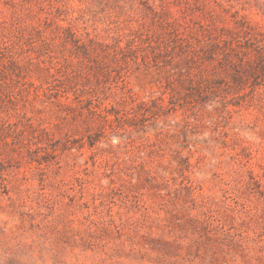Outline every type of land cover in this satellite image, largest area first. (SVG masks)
I'll list each match as a JSON object with an SVG mask.
<instances>
[{"label":"rangeland","instance_id":"obj_1","mask_svg":"<svg viewBox=\"0 0 264 264\" xmlns=\"http://www.w3.org/2000/svg\"><path fill=\"white\" fill-rule=\"evenodd\" d=\"M261 46L264 0H0V264H264Z\"/></svg>","mask_w":264,"mask_h":264},{"label":"trees","instance_id":"obj_2","mask_svg":"<svg viewBox=\"0 0 264 264\" xmlns=\"http://www.w3.org/2000/svg\"><path fill=\"white\" fill-rule=\"evenodd\" d=\"M225 41H231V39H224ZM136 40L135 38H130L129 40H127L125 42V45H121L120 42H121V39L119 38H115L113 40L112 43H105V42H100V41H97L95 40L94 38L93 39H90V44L89 45H92L94 47H98V48H101L103 51H107V52H111L113 54L111 55H116V54H122L124 55L125 53H129V52H135L137 50L139 46V44L136 43ZM78 44V43H77ZM217 44V43H216ZM83 44H78V47H82ZM149 46H153V45H149ZM264 46H261L260 48H263ZM230 49H233V50H236L238 49L239 53H242L244 52V54H246V52L244 51V49H242V46H240L239 43H235L234 42V45H232L230 47ZM110 50V51H109ZM237 51V50H236ZM261 53H258V56H260ZM133 58H134V63L135 64H138L137 60L136 59V55L133 54L132 55ZM196 58V57H194ZM204 58V57H202ZM205 58H208V59H212V54H209L207 55ZM141 64H143V66L148 69L152 66H155L156 69L160 68V67H164L166 66V63H163V64H159L158 61H156V57H153L151 60L150 58L143 54L141 56ZM197 59H201V57H198ZM151 61H155L153 64H151ZM12 62V60H11ZM126 67H120L119 66V70L117 72V76L123 80L125 78V75L127 73V70L128 69H125ZM173 69V67H171ZM176 68H179L178 71H177V74H185L187 76V81L190 83V84H194L195 85V88H197L196 92H197V96H199V98H201L203 96V94H201L203 92V89L204 87L207 88L206 86V83H204L203 80H201L200 77L196 78V75L193 71H191V67H179V66H176ZM183 68V69H181ZM167 73L168 75H174L175 73H171V71L167 70ZM167 86L170 85V79L167 78ZM235 79H233V82H234ZM196 100V99H195ZM150 102H151V106L147 103V102H140V104L138 105L139 107V112H140V115L144 118V121L145 120H148L150 118H156L155 116L159 115L158 111L159 110H163L164 108L168 109V106L167 104H165L163 102V99L162 97H156V98H153V99H150ZM169 104H170V108H173V105H174V102H172V100L169 98L168 100ZM108 112V111H107ZM110 112V111H109ZM145 126L144 125L143 127H141V130L142 131H145Z\"/></svg>","mask_w":264,"mask_h":264}]
</instances>
